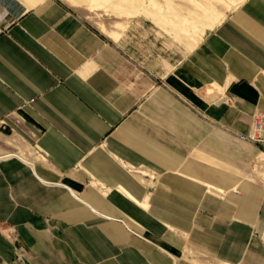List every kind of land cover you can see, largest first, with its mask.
<instances>
[{"label": "crops", "instance_id": "obj_1", "mask_svg": "<svg viewBox=\"0 0 264 264\" xmlns=\"http://www.w3.org/2000/svg\"><path fill=\"white\" fill-rule=\"evenodd\" d=\"M109 36L0 0V264H264V0L147 65Z\"/></svg>", "mask_w": 264, "mask_h": 264}, {"label": "rangeland", "instance_id": "obj_2", "mask_svg": "<svg viewBox=\"0 0 264 264\" xmlns=\"http://www.w3.org/2000/svg\"><path fill=\"white\" fill-rule=\"evenodd\" d=\"M69 1L85 20L107 36L109 31H123L112 39L123 47L129 58L147 65L158 54L174 55L179 49L188 50L174 33L192 36L196 43L207 29L244 0ZM164 28L172 34L163 31Z\"/></svg>", "mask_w": 264, "mask_h": 264}, {"label": "built area", "instance_id": "obj_3", "mask_svg": "<svg viewBox=\"0 0 264 264\" xmlns=\"http://www.w3.org/2000/svg\"><path fill=\"white\" fill-rule=\"evenodd\" d=\"M249 131L246 134H238V137L244 140H248L264 153V110H256L252 113L250 119ZM124 222V220H122ZM126 224V223H125ZM127 225V224H126ZM129 229L136 235L144 237L141 233ZM261 237L264 239V230H262ZM17 258L19 254L17 253Z\"/></svg>", "mask_w": 264, "mask_h": 264}, {"label": "bare ground", "instance_id": "obj_4", "mask_svg": "<svg viewBox=\"0 0 264 264\" xmlns=\"http://www.w3.org/2000/svg\"><path fill=\"white\" fill-rule=\"evenodd\" d=\"M111 37H113L114 39H116L117 38V35H118V33H115V34H112V33H108Z\"/></svg>", "mask_w": 264, "mask_h": 264}]
</instances>
